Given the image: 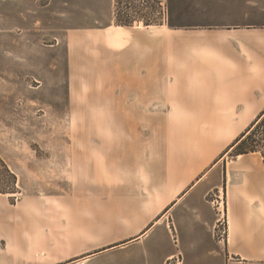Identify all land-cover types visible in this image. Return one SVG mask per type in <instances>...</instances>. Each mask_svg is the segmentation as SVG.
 I'll use <instances>...</instances> for the list:
<instances>
[{
    "label": "rangeland",
    "instance_id": "1",
    "mask_svg": "<svg viewBox=\"0 0 264 264\" xmlns=\"http://www.w3.org/2000/svg\"><path fill=\"white\" fill-rule=\"evenodd\" d=\"M219 1L0 0V264L44 262L31 238L140 194L145 170L189 163L207 128L181 125L167 45ZM246 131L219 168L240 172L239 151L264 170V119ZM213 149L192 166L211 167Z\"/></svg>",
    "mask_w": 264,
    "mask_h": 264
},
{
    "label": "crops",
    "instance_id": "2",
    "mask_svg": "<svg viewBox=\"0 0 264 264\" xmlns=\"http://www.w3.org/2000/svg\"><path fill=\"white\" fill-rule=\"evenodd\" d=\"M205 9L191 27L174 28L167 45L180 80L174 110L188 112L181 125L207 128L189 146V165L145 170L134 189L140 194L105 199L104 210L64 217L61 235L31 238L30 248L47 256L37 264H166L173 256L180 264H264V170L249 154L237 156L240 172L217 166L264 119V0H221ZM199 147L214 148L211 158L218 159L207 170L192 166ZM217 189L227 204L224 242L213 235L208 199Z\"/></svg>",
    "mask_w": 264,
    "mask_h": 264
},
{
    "label": "built area",
    "instance_id": "3",
    "mask_svg": "<svg viewBox=\"0 0 264 264\" xmlns=\"http://www.w3.org/2000/svg\"><path fill=\"white\" fill-rule=\"evenodd\" d=\"M209 202L212 204L215 214L216 222L213 228V235L218 241L222 242L227 239L228 235V217H227V204L220 194L211 193ZM174 241H176L174 239ZM180 256L171 257L167 260L166 264H180Z\"/></svg>",
    "mask_w": 264,
    "mask_h": 264
},
{
    "label": "trees",
    "instance_id": "4",
    "mask_svg": "<svg viewBox=\"0 0 264 264\" xmlns=\"http://www.w3.org/2000/svg\"><path fill=\"white\" fill-rule=\"evenodd\" d=\"M243 136H244V135H243ZM243 136H241V137H240V138H239V139H238V140L232 145V146H234L235 149H238V147L241 145V143H240L241 141H240V140H241V138H242ZM236 143H237V144H236ZM235 144H236V145H235ZM238 153L240 154V153H242V152H239V151H238Z\"/></svg>",
    "mask_w": 264,
    "mask_h": 264
}]
</instances>
